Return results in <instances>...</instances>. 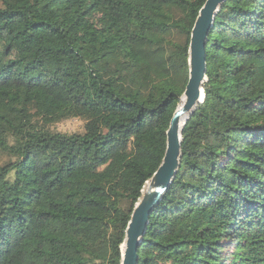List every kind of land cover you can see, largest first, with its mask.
<instances>
[{"label":"trees","instance_id":"obj_1","mask_svg":"<svg viewBox=\"0 0 264 264\" xmlns=\"http://www.w3.org/2000/svg\"><path fill=\"white\" fill-rule=\"evenodd\" d=\"M205 1L0 0V264H121ZM205 51L138 264H264V0H227Z\"/></svg>","mask_w":264,"mask_h":264},{"label":"water","instance_id":"obj_2","mask_svg":"<svg viewBox=\"0 0 264 264\" xmlns=\"http://www.w3.org/2000/svg\"><path fill=\"white\" fill-rule=\"evenodd\" d=\"M227 0H206L199 10L190 33L188 47V81L182 95L183 104L176 108L166 131V148L161 164L145 183L134 206L121 245V264H138L137 250L145 235L149 216L172 184L180 163V120L194 112L203 102L206 77V41L216 14ZM181 101V100H180Z\"/></svg>","mask_w":264,"mask_h":264},{"label":"rangeland","instance_id":"obj_3","mask_svg":"<svg viewBox=\"0 0 264 264\" xmlns=\"http://www.w3.org/2000/svg\"><path fill=\"white\" fill-rule=\"evenodd\" d=\"M84 122L80 119H68L57 123L51 129L63 134L82 133ZM9 157L0 151V166L8 162Z\"/></svg>","mask_w":264,"mask_h":264},{"label":"bare ground","instance_id":"obj_4","mask_svg":"<svg viewBox=\"0 0 264 264\" xmlns=\"http://www.w3.org/2000/svg\"><path fill=\"white\" fill-rule=\"evenodd\" d=\"M183 102H184L183 99H181V101H180L178 107H180V106L183 104ZM187 118H188V115H185V116H183V117L181 118V120H180V125H179V128H180V129L182 128V126H183V124L185 123V121L187 120Z\"/></svg>","mask_w":264,"mask_h":264}]
</instances>
